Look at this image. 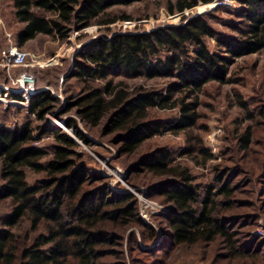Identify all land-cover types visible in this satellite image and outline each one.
Wrapping results in <instances>:
<instances>
[{"label": "trees", "instance_id": "obj_1", "mask_svg": "<svg viewBox=\"0 0 264 264\" xmlns=\"http://www.w3.org/2000/svg\"><path fill=\"white\" fill-rule=\"evenodd\" d=\"M133 1L12 0L14 15L23 25L16 36L18 46L39 34L58 40H66L72 32L80 37L96 35L78 52L79 60L69 74L83 83V90L68 108L74 109L77 120L67 118L64 125L77 139L90 144L78 122L89 128L104 122L105 133L115 134L114 144H121L119 153H133L146 138L160 133L162 124L151 118V110L178 109L179 117L167 128L176 135L193 128L206 85L226 83L229 66L236 58L264 50V0H243L247 7L238 38L218 37L198 16L148 31L112 32L117 24L135 20L125 13L110 15L109 10ZM196 3L179 1L177 9ZM100 31L107 33L98 36ZM208 38L216 40L219 52L208 49ZM119 75L167 82L165 89L137 86L127 90L122 82H114ZM95 81L103 82V87L95 86ZM55 100L42 90L30 95L28 110L43 121ZM36 128L37 134L29 121L12 128L0 126V202H11L10 212L0 219V264H14L17 259L18 264H65L72 260L76 264H103L96 247L107 244L117 227L129 226L134 220L148 226L137 218L131 195H114L104 186L86 189L90 185L88 174L78 163L76 141L66 132L59 128L51 132L56 141L53 155L42 162L46 151L35 143L48 128ZM246 131L242 138L245 149L249 144V129ZM197 145L204 160L212 158L200 140ZM144 158L133 165H142L157 176L176 178L163 185L165 199L173 209L168 225L174 245L213 242L221 237L236 250V241L216 210L218 205L228 204L216 200L217 196L229 199L231 189L224 185L213 193L210 188L200 198L190 174L168 166L166 153L150 162ZM26 170L45 171L46 178L29 184ZM24 221L38 234L17 242L15 229ZM154 235L150 228L151 241Z\"/></svg>", "mask_w": 264, "mask_h": 264}, {"label": "rangeland", "instance_id": "obj_2", "mask_svg": "<svg viewBox=\"0 0 264 264\" xmlns=\"http://www.w3.org/2000/svg\"><path fill=\"white\" fill-rule=\"evenodd\" d=\"M179 1L191 0H136L110 9V15L125 13L130 24H117L112 32L148 31L156 27L177 25L183 17H202L216 31L218 37H240L247 5L243 0H197L195 6L178 11ZM12 0H0V126L12 128L31 122L34 133L37 126L48 128L36 146L46 151L42 162L53 155L56 141L51 134L59 128L77 143L76 152L88 174L86 189L104 186L114 195H131L136 203L137 218L155 230L152 241L150 228L131 225L117 227L109 241L97 246L103 264H264V50L236 58L228 69L224 84L208 83L199 97L197 120L185 133L174 134L168 126L179 117L178 109L151 110V118L161 122L160 133L146 138L133 153H119L121 144H114L115 134L107 135L104 122L93 128L79 126L90 140L85 144L77 139L64 120H77L70 104L83 90V83L69 77L79 60L83 45L95 38L85 33L80 37L72 32L66 40L39 34L23 46L16 42L17 32L23 26L14 15ZM137 26V27H135ZM100 31L98 36L106 35ZM88 34V35H87ZM78 36L80 40L78 39ZM212 52H219L216 40L206 39ZM33 83L30 95L48 91L55 98L51 111L40 121L27 106L12 101L21 99L20 82ZM114 82H122L127 90L137 86L165 89V80H144L119 75ZM94 85L103 87V82ZM5 93V94H2ZM23 93V92H22ZM30 98V97H29ZM249 129V144L245 149L243 136ZM211 153L204 160L197 152L198 141ZM168 155V166L180 167L192 177V184L200 198L208 189L227 185L232 196H217V215L233 235L235 249L218 238L213 242L200 241L193 245H174L168 225L172 205L165 199L163 185L176 179L169 175L157 176L142 165H133L145 156L150 162L160 154ZM129 170V171H128ZM128 171V173H127ZM180 171V170H179ZM46 178L45 171L26 170V181L34 184ZM3 181L0 178V185ZM11 210V202H0V219ZM1 226V224H0ZM17 242L33 238L28 221L15 229ZM18 264L19 259L15 261ZM65 264H76L72 260Z\"/></svg>", "mask_w": 264, "mask_h": 264}, {"label": "built area", "instance_id": "obj_3", "mask_svg": "<svg viewBox=\"0 0 264 264\" xmlns=\"http://www.w3.org/2000/svg\"><path fill=\"white\" fill-rule=\"evenodd\" d=\"M20 86H21V89H19L21 91V99H23L24 101H12V102H15V103H20V104H23L25 106H27V109H28V105H29V97H30V94H31V91L32 90V86H33V83L31 81H23V82H20ZM23 92V93H22ZM2 94H5V93H2ZM0 96H1V92H0ZM34 115V114H32Z\"/></svg>", "mask_w": 264, "mask_h": 264}]
</instances>
